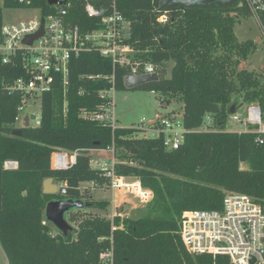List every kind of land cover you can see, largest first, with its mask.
Returning a JSON list of instances; mask_svg holds the SVG:
<instances>
[{
  "label": "trees",
  "instance_id": "1",
  "mask_svg": "<svg viewBox=\"0 0 264 264\" xmlns=\"http://www.w3.org/2000/svg\"><path fill=\"white\" fill-rule=\"evenodd\" d=\"M69 1L74 24L83 32L98 28V21L85 13L84 0ZM33 5L44 14L52 10L48 0H33ZM117 5L130 23L124 43L133 50L127 56L131 64L114 66L94 51L72 57L67 104L57 78L42 98L41 126L21 129V137L13 135L20 98L4 92L2 81L23 74L0 62L1 248L8 264H230L226 256L191 254L180 229L186 212L221 211L230 193L249 195L264 209V144H255L250 131L226 130L233 107L236 113L242 106H259L264 124V77L240 68L256 44L240 42L235 34L237 21L250 17L249 12L242 0L209 8H164L159 0H117ZM164 14L168 20L161 23ZM138 63L152 64L159 77L139 89L182 102L183 143L178 149H162V142L136 137L133 129L113 130L82 116L105 101L100 92L111 87L112 74L116 90H126L124 80ZM206 116L212 126L203 130ZM157 126L162 128V122ZM112 146L118 177L140 181L152 191L145 212L137 217L84 218L78 228L68 217L72 233L55 235L54 225L45 219L50 202L86 203L76 212L111 206L109 201H93L91 188L109 181L91 161L95 152ZM58 150L78 151L76 163L54 170L52 154ZM10 161L18 168L6 170ZM242 163L248 168H241ZM48 178L65 183L67 193L45 194Z\"/></svg>",
  "mask_w": 264,
  "mask_h": 264
},
{
  "label": "built area",
  "instance_id": "2",
  "mask_svg": "<svg viewBox=\"0 0 264 264\" xmlns=\"http://www.w3.org/2000/svg\"><path fill=\"white\" fill-rule=\"evenodd\" d=\"M58 1L57 4L50 5L52 10L48 14H44L33 5V0H0V62L5 66L11 65L13 71L23 74L2 81L4 92L20 98L15 118L17 129L41 126L42 98L51 91L57 78L62 81L65 105L67 104L69 63L72 57L94 51L101 57L110 58L114 66L117 63L131 64L127 56L133 50L124 43L127 33L130 32V25L119 12L117 0H84L85 13L89 18L98 21V28L88 32H83L79 25L73 23L70 17L72 1ZM242 3L261 30L264 40V0H242ZM17 10L36 11L38 14L18 22H5L4 14ZM167 20L166 14L159 18L161 23H166ZM42 27L43 33L28 44L25 40L39 33ZM152 74H155L152 64L138 63L131 66L129 76ZM98 79L102 77L98 76ZM108 81L111 87L100 92L105 101L92 112L84 111L82 116L115 130V75L112 74ZM38 104L39 113H25L26 109H36ZM246 110L245 124L249 126L247 132L253 134L255 144H264V124L260 107L247 105ZM26 117L29 118L28 127H25ZM234 120L241 122L236 116ZM161 122V137L169 134L171 138L162 142L160 148L178 149L183 143V132H176L172 137L173 126L166 119ZM205 123V129H210V116H206ZM77 154L78 151H55L52 154V168L57 171L68 169L76 163ZM94 157L97 160L95 170L109 181L113 192L129 193L134 189L136 196L142 201H151L152 191L144 189L140 181L129 182L128 178L118 177V160L114 146L95 152ZM17 168V162L5 163L6 170ZM58 190L65 195L67 185L61 183ZM180 235L185 247L193 255L226 256L230 258V264H264V209L249 195L227 194L221 211L186 212L181 222Z\"/></svg>",
  "mask_w": 264,
  "mask_h": 264
},
{
  "label": "rangeland",
  "instance_id": "3",
  "mask_svg": "<svg viewBox=\"0 0 264 264\" xmlns=\"http://www.w3.org/2000/svg\"><path fill=\"white\" fill-rule=\"evenodd\" d=\"M36 11H8L4 14V20L7 23L18 22L29 19L32 16L37 15ZM130 25V23H129ZM235 34L240 42L253 41L256 44V50L251 53L246 61H243L240 68H246L253 71L259 76L264 77V40L255 20L251 17H241L235 26ZM129 37V33H127ZM174 63L169 64V74L173 68ZM116 109L115 116L117 120V127L123 129H133L134 136L144 138L153 141L167 142L171 137L169 134H165L162 139L160 130L161 127H149L148 121L155 118L156 114L168 115L166 122L173 126V135L176 132L182 133V102L179 101L178 97L170 95L159 94L155 91H148L142 89H126L117 91L115 95ZM40 112V104L37 105L36 109H26V114L34 115ZM172 116L173 118H171ZM237 117L241 122L235 121L234 117ZM167 117V116H166ZM247 118L246 106H242L236 110L235 114H230L226 124L227 131L234 132H245L248 130V125L245 124ZM206 125V123H205ZM255 127H253L254 129ZM205 126L203 127V130ZM103 156V155H101ZM98 157V156H96ZM93 157L91 166L95 169L97 160ZM241 168L246 169L248 165L246 163L241 164ZM129 182H133L129 179ZM90 187L91 185H85ZM92 189L93 201H109L111 206L106 209H91L85 211L76 212L77 209L70 210L72 214L67 213L66 219H70V223L73 227L78 228L79 223L84 218H92L96 216L106 217L114 219L115 216L125 217H137L139 213L145 212L148 203L142 201L136 196V191L132 189L129 193L119 191L118 199L113 195L109 185L94 186ZM230 193V192H229ZM227 194V193H226ZM254 199V198H253ZM255 200V199H254ZM76 212V213H75ZM190 212V211H188ZM69 214V216H68ZM74 215V216H72ZM53 233L58 234L59 230L53 226ZM0 264H6V258L0 254Z\"/></svg>",
  "mask_w": 264,
  "mask_h": 264
},
{
  "label": "water",
  "instance_id": "4",
  "mask_svg": "<svg viewBox=\"0 0 264 264\" xmlns=\"http://www.w3.org/2000/svg\"><path fill=\"white\" fill-rule=\"evenodd\" d=\"M58 0H48L49 5H55ZM160 6L164 8H176L179 6H186L189 8L194 7H214V6H234L238 3V0H159ZM44 23V20L42 21ZM43 33V27L40 32L36 35L28 37L25 41L31 44L34 39L38 38ZM158 75H141V76H129L124 80V85L127 89H137L145 84L158 81ZM231 113H235V108L231 109ZM166 119L165 115L156 114L155 118L148 121L149 127H154L158 122L164 121ZM29 125V118H25V127ZM23 131L21 129L13 131L14 136L21 137ZM43 192L45 194L55 195L58 194V185L55 184L52 178H48L43 182ZM119 192L115 193V198L118 199ZM86 205L81 200L75 199H65L50 202L46 207L45 219L47 222L52 223L60 232L68 236L72 233L73 228L66 219V215L70 210L73 209H83Z\"/></svg>",
  "mask_w": 264,
  "mask_h": 264
},
{
  "label": "crops",
  "instance_id": "5",
  "mask_svg": "<svg viewBox=\"0 0 264 264\" xmlns=\"http://www.w3.org/2000/svg\"><path fill=\"white\" fill-rule=\"evenodd\" d=\"M111 191H112V190H111ZM116 192H118V191H115V192L112 191V193H113L114 196H115V193H116ZM0 254L3 256V258H4V257L6 258L4 252H3L2 248H1V245H0ZM6 264H8L7 258H6Z\"/></svg>",
  "mask_w": 264,
  "mask_h": 264
}]
</instances>
